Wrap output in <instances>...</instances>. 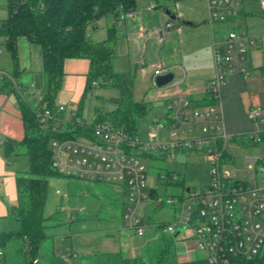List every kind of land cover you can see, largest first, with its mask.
<instances>
[{
  "label": "built area",
  "instance_id": "built-area-1",
  "mask_svg": "<svg viewBox=\"0 0 264 264\" xmlns=\"http://www.w3.org/2000/svg\"><path fill=\"white\" fill-rule=\"evenodd\" d=\"M258 5L264 16V0H258ZM240 7L241 0H206L205 21L212 26L234 20ZM132 17V12L120 15L117 25ZM172 27L170 19H167L163 28L151 33L162 38L164 31L168 32ZM145 33L141 30L142 35ZM255 44L256 39L235 31L228 32L223 42L213 44L214 74L207 82L206 92L216 99V105L190 109L183 91L178 84L171 82L173 96L165 105L162 119H150L147 141H140L124 129L102 121L76 138L52 140L49 144L51 169L65 177L108 184L125 196L127 204L123 219L126 228L132 230L136 237H143L151 229L160 228V225L149 227L146 216L138 212L142 204L152 201L159 208L177 207V215L164 225L163 232L174 235L178 228L183 229L177 239L183 238L187 232L195 249L203 254L201 260L206 264H232L233 260H249L261 254L264 252V162L259 157L245 158L252 174L251 188L223 171L227 164L224 158L226 147L232 137L223 131L219 108L220 88L229 75L245 72L248 47ZM166 73H169L168 69L157 66L152 73V84L156 86V77ZM2 77L5 74L0 71ZM15 87L20 91L23 89ZM38 101L40 103L41 97ZM188 110L190 114H186ZM63 111V107H55L53 113L48 109L42 110L37 114L39 124L46 128L52 122L56 129L54 123L61 122L56 115ZM71 116L74 118L75 114ZM248 117L256 128L247 135L246 143H236L259 144L264 140L259 109H251ZM186 133L194 134L187 137ZM183 150L206 153L204 160L209 165L210 174L208 185L202 190L181 187L182 193L176 198L159 195L158 187L145 190L146 168L140 159L148 158L146 154L165 156L169 151ZM258 174L260 184L256 180ZM177 179L178 175L172 173L170 181ZM158 181L165 188L166 175L158 176ZM153 190L157 193L151 196ZM66 215L69 220L72 219L69 209ZM148 218L150 220L151 215ZM74 256L69 248H65L60 258L68 261ZM31 263L37 264V258Z\"/></svg>",
  "mask_w": 264,
  "mask_h": 264
},
{
  "label": "rangeland",
  "instance_id": "rangeland-1",
  "mask_svg": "<svg viewBox=\"0 0 264 264\" xmlns=\"http://www.w3.org/2000/svg\"><path fill=\"white\" fill-rule=\"evenodd\" d=\"M7 0H0V18L6 15ZM160 8H152L154 5ZM150 3L148 0H136L133 18H125L124 24L117 25V40L115 44V57L113 60V70L116 73L134 72L135 79L132 83V96L135 101H145L151 103L147 116L136 123V137L140 141H147L146 134L149 131L150 119H162L165 111V102L171 96L174 87L167 85L157 88L152 84L151 75L154 67L151 65L165 59L173 64V56H180L182 45L178 39L175 44L166 46L160 39L159 43L149 46L146 50L144 44L148 43L146 38L139 35L141 30L146 31V37L151 32L164 27L163 19L167 20L165 12L172 14H181L180 19L170 22L174 25L171 31H175L177 26L193 29L207 25L202 11H206L205 0H158L157 3ZM249 7H246L248 10ZM252 9H249L251 11ZM195 18V19H193ZM194 20L192 26H186ZM109 16L101 18L95 26H88L86 31L92 41H101L106 37V28L109 25ZM123 21L121 23H123ZM215 25V24H214ZM213 25V30H214ZM206 27V26H205ZM244 29V28H242ZM167 31H164L166 33ZM210 33V31H209ZM227 34V32H226ZM195 34L193 35V37ZM167 41V40H166ZM27 42L24 38L18 39V54L20 56V73L22 85L27 84L22 95L26 103L36 110L39 105L38 97H42L47 92V80L44 74L39 76L37 66L41 67V59L38 57L39 50L37 45L30 43L32 47V57L28 54ZM196 46L195 42L190 43V48ZM0 66L11 75L14 69L10 55L0 48ZM38 57V58H37ZM141 62L143 64H141ZM166 62V61H165ZM23 68L27 69L23 72ZM157 66L155 67V69ZM32 70V71H31ZM64 76L61 86L54 97L55 107H63L64 111L56 116L61 122H55L54 126L62 130L66 123L72 119L79 120L87 126L94 120V111L96 109L104 112L112 111L115 107L111 101L118 96V91L112 88L94 87L91 92L85 95V83L82 73L72 70H64ZM32 83L33 86H30ZM82 87V88H81ZM81 88V89H80ZM75 114L73 118L71 115ZM187 111L186 114H190ZM183 129H186L184 127ZM162 130L160 134L162 135ZM194 133H186L189 137ZM206 153L194 151H169L165 156L154 154L151 158L140 159V163L146 168V186L148 188L158 187L159 195L178 197L182 189L177 186L160 185L158 176L166 175V172H172L183 180L185 188L193 187L202 190L209 183V165L204 160ZM246 157H259L264 162V140L259 144H238L229 142L226 147L224 167L225 172L234 176L237 181L246 183L248 188L253 186L252 174L245 163ZM10 162L16 166L18 174L27 175L28 159L25 147L18 144L10 155ZM257 184H260L261 177L257 175ZM58 192V193H56ZM126 198L117 193L110 185L98 182H87L85 180L65 177L62 175H53L47 179L45 188V200L42 211V225L45 239L42 241L37 255V264H93L92 259L95 255L102 252L120 251L128 257L141 256L144 243L150 238L156 237L161 230L151 229L145 236L146 239L135 242V235L132 230L126 228V221L123 215L126 209ZM69 209L72 219L66 215ZM138 212L146 216L145 220L149 227L170 223L177 215L176 206H165L163 208L155 207L154 202L147 201L142 204ZM148 215L151 219L148 220ZM165 234V232H163ZM168 235V234H167ZM183 235V240L175 239V247L180 244L186 247L193 246L194 242ZM171 236V235H169ZM182 239V238H181ZM181 241V242H180ZM65 248L72 250L74 257L68 261H63L60 256ZM12 249L4 250V257L0 258V264H26L32 259L28 255L13 254ZM143 256V255H142Z\"/></svg>",
  "mask_w": 264,
  "mask_h": 264
},
{
  "label": "trees",
  "instance_id": "trees-1",
  "mask_svg": "<svg viewBox=\"0 0 264 264\" xmlns=\"http://www.w3.org/2000/svg\"><path fill=\"white\" fill-rule=\"evenodd\" d=\"M135 2L136 0H7L6 17L0 20V48L10 55L13 62L14 69L10 78L15 80L20 75L17 42L19 38H24L39 49L42 74L47 80V92L41 97L38 108L33 110L9 78L2 77L0 82V89L5 88L13 94L19 109L23 126V137L19 144L25 147L29 164L27 175L18 174L15 177L16 204L8 208L5 217L0 218V258L4 257L5 249L11 248L13 254L21 255L23 251L24 255L32 257L26 263L32 264L31 261L45 239L42 225L45 188L50 176L59 175L51 169L49 144L52 140L76 138L102 121L122 128L134 137L137 121L147 116L151 103L135 101L132 96L135 71L116 73L112 65L119 17L133 12ZM148 2L156 4L158 0ZM152 8L160 6L156 4ZM108 16L111 18V25L106 28L105 39L92 41L87 34V27ZM169 17H172L171 12ZM68 59L87 61L83 95L92 91L93 83H96L97 88L116 89L118 96L111 99L115 107L109 112L96 109L93 123L89 126L74 118L61 131L54 129L52 122L48 127L42 128L37 114L44 109L54 112V97L64 76L63 64ZM259 69L264 72V64ZM187 103L190 109H196L216 105L217 101L210 93L205 92L201 99L189 98ZM232 141L246 143L247 135L232 137ZM6 147L7 156L12 149L9 145ZM146 156L153 157L152 154ZM171 174L172 172H166V186L185 189L182 179L170 181ZM156 193L153 190L150 195ZM163 227L164 224H160L161 230ZM175 241L173 235L164 234L162 230L154 239L150 238L144 243L143 256L127 257L120 251L102 252L93 257L92 263L206 264L203 260L179 262L175 253ZM232 264H264V252L249 260H233Z\"/></svg>",
  "mask_w": 264,
  "mask_h": 264
},
{
  "label": "crops",
  "instance_id": "crops-1",
  "mask_svg": "<svg viewBox=\"0 0 264 264\" xmlns=\"http://www.w3.org/2000/svg\"><path fill=\"white\" fill-rule=\"evenodd\" d=\"M249 6L251 8H248L247 10L246 7ZM249 9H252V13L249 11ZM202 15L206 19L205 9L202 11ZM181 17V14L175 13L172 14V17L168 16V19L174 21L176 19H180ZM4 18H0V20ZM193 19H188L190 22L184 24L186 26H192L194 24ZM165 22L166 19H163V24ZM123 24L124 21L120 25L122 26ZM95 25L96 22L93 24V26ZM109 25H111V18L109 20ZM205 26H200L194 29V31H192L193 29L177 26L175 31H171L172 29H169L168 32L164 33L165 35L163 34V39L153 33H150L148 37H146L147 33L142 35L140 31L139 35L142 38H146L145 40L149 41L148 43L144 44L146 50L149 46L159 43L160 39L165 42L166 46L170 44L173 46L175 41L178 39L179 44H181L183 47L180 56H173V58H171L173 64H170L171 61L162 59V61L156 62L157 64L153 63L151 66L155 69L156 66L161 65L165 69H168V72H172L174 75L171 82L178 84V87L183 91L186 100L189 98L198 100L205 95L207 82L213 77L214 74L212 59L213 44L223 42L226 32L228 33L230 31L243 33L248 38L256 39V44L254 46L248 47L245 72L242 74L229 75L220 88L219 108L223 131L230 137L238 138L248 135L255 130V123H253L248 117V113L251 109H259L260 119L262 120L261 127L264 128V72L259 69L264 64V16L259 8L258 0H241V7L238 16L234 20L215 24L214 30L213 25L209 26L210 33L208 30H206L208 26ZM194 34L195 36L193 37ZM192 42H195L196 46L193 49H189L188 47ZM26 49L28 50V54L30 56L29 58L31 60L32 47L30 43H27ZM36 50H39L38 47H36ZM37 54L38 57H40L39 52ZM141 64L143 63L141 62ZM18 66L20 70L21 67L19 54ZM87 67V61L83 59H68L65 60L63 64V69L65 71L68 69H76V71L82 73L81 75L84 78V83L86 81L85 75L87 72ZM36 69V72H38L39 76L42 77V64L41 67L39 65ZM0 71L5 74V77L11 80L14 86L19 84V87L23 88L21 89V92L26 89L27 84L22 85L21 83V73L17 79L12 80L10 75L1 66ZM26 71L27 69L23 68V72ZM182 76H184V78H182ZM1 79L2 78H0V82ZM30 86H33L32 83ZM170 86L173 87L172 85ZM173 91L174 89L171 92L170 98L166 100L165 105L172 98ZM22 137L23 126L20 118V112L16 105L13 94L7 91L5 88H1L0 160L3 161V165L0 166V218L5 217L8 208L12 205H15L17 202L15 177L18 175L19 170L16 166L11 164L10 155L17 147ZM9 141H15L16 146L13 148L12 145L9 144ZM7 145H9L12 150L10 154L6 156L5 150L7 149ZM149 233H147L145 236H147ZM144 239L145 238L135 237L134 241L137 242L138 240L142 241ZM179 240H183V238L177 239V241ZM175 253L179 262L199 261L203 258V254L198 252L195 249V246L186 247L185 245L180 244L175 248Z\"/></svg>",
  "mask_w": 264,
  "mask_h": 264
},
{
  "label": "water",
  "instance_id": "water-1",
  "mask_svg": "<svg viewBox=\"0 0 264 264\" xmlns=\"http://www.w3.org/2000/svg\"><path fill=\"white\" fill-rule=\"evenodd\" d=\"M165 14L167 16H169V12L166 11ZM173 77H174V75H173L172 72L166 73L164 75L157 76L156 79H155L156 87L157 88H162V87H165V86L169 85L170 82L173 80ZM9 144L12 145L13 148L16 146V142L15 141H9ZM186 191H188V189H186ZM182 231H183V229L178 228L176 230V232L174 233L173 238L176 239L181 234Z\"/></svg>",
  "mask_w": 264,
  "mask_h": 264
},
{
  "label": "clouds",
  "instance_id": "clouds-1",
  "mask_svg": "<svg viewBox=\"0 0 264 264\" xmlns=\"http://www.w3.org/2000/svg\"><path fill=\"white\" fill-rule=\"evenodd\" d=\"M3 165V161L2 160H0V166H2Z\"/></svg>",
  "mask_w": 264,
  "mask_h": 264
}]
</instances>
